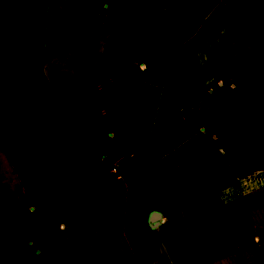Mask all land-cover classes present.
I'll return each mask as SVG.
<instances>
[{
  "label": "rangeland",
  "instance_id": "obj_1",
  "mask_svg": "<svg viewBox=\"0 0 264 264\" xmlns=\"http://www.w3.org/2000/svg\"><path fill=\"white\" fill-rule=\"evenodd\" d=\"M43 56L64 144L93 168L106 200L55 224L49 201H28L0 146V264H137L135 249L176 239L180 253L163 248L153 264L264 259V171L238 181L221 171L225 152L264 129L263 97L232 77L264 63V9L252 15L236 0H48ZM126 72L130 94L117 89ZM101 129L110 141L103 152H82L89 142L78 139ZM165 203L186 209L148 228L149 209Z\"/></svg>",
  "mask_w": 264,
  "mask_h": 264
},
{
  "label": "trees",
  "instance_id": "obj_2",
  "mask_svg": "<svg viewBox=\"0 0 264 264\" xmlns=\"http://www.w3.org/2000/svg\"><path fill=\"white\" fill-rule=\"evenodd\" d=\"M252 15L264 0H236ZM48 0H0V146L32 205L49 201L52 221L60 224L103 204L104 191L93 168L70 156L64 144L60 104L44 74ZM236 81L255 89L264 101V63L243 68ZM134 78L123 74L117 89L133 91ZM227 175L244 179L264 171V129L259 140L223 156ZM137 264L160 258L152 241L133 251ZM245 264H264V259Z\"/></svg>",
  "mask_w": 264,
  "mask_h": 264
},
{
  "label": "crops",
  "instance_id": "obj_3",
  "mask_svg": "<svg viewBox=\"0 0 264 264\" xmlns=\"http://www.w3.org/2000/svg\"><path fill=\"white\" fill-rule=\"evenodd\" d=\"M253 63H251L249 66H247V67H250L251 65H252ZM236 76L237 75H232V77H233V81H234V83L236 84V85H239V86H241L237 81H236ZM241 87H245V86H241ZM248 88V87H247ZM262 99V98H261ZM182 143L183 142H180L179 143V145H176V146H179L180 148L181 147H183V145H182ZM255 143V142H254ZM254 143H252L251 145H253ZM250 145V146H251ZM250 146H248V147H250ZM248 147H246V148H248ZM245 149V148H244ZM189 154V153H188ZM221 171H222V169H221ZM224 174H226L224 171H222ZM227 175V174H226ZM254 175H256V174H254ZM229 176V175H228ZM159 177H161V180H163V179H165V180H170V174H159ZM229 177H231V176H229ZM233 178V177H232ZM248 178V177H247ZM236 179V178H235ZM244 179H246V178H244ZM237 181L238 180H241V179H236ZM170 195H166V193H161L160 194V196L158 197V199L159 200H165L164 202H166L167 201V198L169 197ZM175 201H172V203H174ZM172 203H170V204H168L167 206H166V204L167 203H165L164 205L166 206V207H163V208H161V209H156V208H154V209H149V211L150 210H157L158 212H160V214H161V219H162V221H161V223H160V225L158 226V227H160L161 225H164L166 222H167V220H168V216L169 217H171V216H177L178 214H180L184 209H186V207L184 206V205H174V204H172ZM148 211V212H149ZM147 212V213H148ZM81 216V215H80ZM79 217V216H78ZM75 218H77V217H75ZM74 219V218H73ZM72 220V219H71ZM69 221L70 220H67L66 221V223H69ZM65 222V221H64ZM60 224H63V222L62 223H60ZM157 227V228H158ZM156 228V229H157ZM156 229H154V231L156 230ZM255 239H257L256 237H255ZM152 242V241H151ZM150 243V242H149ZM158 243V247H159V251H160V258L158 259V260H161L162 258H163V253H164V249L163 248H165V255H169V257L171 258L172 257V255L173 254H177V253H180V250H182V248L180 247V242H179V240L178 239H176V240H174L173 241V243H172V245H170L169 247L168 246H166L165 245V243H163V245H162V243L161 242H157ZM145 246V245H144ZM164 246V247H163ZM133 254V253H132ZM158 260H156V261H158ZM156 261H154V262H156ZM257 261V260H256ZM153 262V263H154ZM255 262V261H254ZM152 263V264H153ZM171 264V263H170Z\"/></svg>",
  "mask_w": 264,
  "mask_h": 264
},
{
  "label": "flooded vegetation",
  "instance_id": "obj_4",
  "mask_svg": "<svg viewBox=\"0 0 264 264\" xmlns=\"http://www.w3.org/2000/svg\"><path fill=\"white\" fill-rule=\"evenodd\" d=\"M78 108L79 107H77V109H75V111H76V113H78L77 111H78ZM108 119H109V117H108ZM108 119L107 120H105V123L104 124H102V125H105L106 126V124H108ZM102 121V120H101ZM89 122H91V121H89ZM104 122V121H103ZM95 123V120H94V122L92 121V123H89L88 124V127L87 128H89V131H91V132H93V124ZM95 125V124H94ZM109 128V127H108ZM104 129H101V130H99V135H95V134H92L91 132V134L90 135H86V136H84V137H82V138H80V139H78L79 140V144H81L82 143V141L83 140H87V142H89V146H87V147H82L81 148V150H82V152H92V151H100V152H103V146H104V144H107V142H110L109 140L107 141L106 140V138H105V136L104 135H102V131H103ZM109 130H110V128L108 129V132H109ZM84 131V130H83ZM83 131H81V132H83ZM78 133H80V130H77L76 132H75V134H76V136H78L79 134ZM108 134H110L111 135V131H110V133H108ZM111 137L112 136H109L108 135V139H111Z\"/></svg>",
  "mask_w": 264,
  "mask_h": 264
},
{
  "label": "water",
  "instance_id": "obj_5",
  "mask_svg": "<svg viewBox=\"0 0 264 264\" xmlns=\"http://www.w3.org/2000/svg\"><path fill=\"white\" fill-rule=\"evenodd\" d=\"M161 221V214L157 210H150L146 215V225L152 230L156 229Z\"/></svg>",
  "mask_w": 264,
  "mask_h": 264
},
{
  "label": "built area",
  "instance_id": "obj_6",
  "mask_svg": "<svg viewBox=\"0 0 264 264\" xmlns=\"http://www.w3.org/2000/svg\"><path fill=\"white\" fill-rule=\"evenodd\" d=\"M113 171H115V168H113Z\"/></svg>",
  "mask_w": 264,
  "mask_h": 264
}]
</instances>
